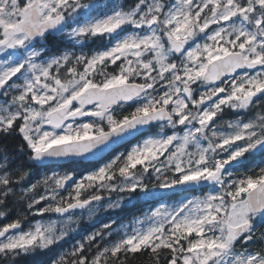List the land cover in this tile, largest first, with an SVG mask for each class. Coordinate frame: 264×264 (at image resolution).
Listing matches in <instances>:
<instances>
[{"label": "snow or ice", "instance_id": "snow-or-ice-1", "mask_svg": "<svg viewBox=\"0 0 264 264\" xmlns=\"http://www.w3.org/2000/svg\"><path fill=\"white\" fill-rule=\"evenodd\" d=\"M69 241L264 264V0H0V264Z\"/></svg>", "mask_w": 264, "mask_h": 264}, {"label": "trees", "instance_id": "trees-1", "mask_svg": "<svg viewBox=\"0 0 264 264\" xmlns=\"http://www.w3.org/2000/svg\"><path fill=\"white\" fill-rule=\"evenodd\" d=\"M118 3H123L125 5H130L134 3V0H116ZM225 118H232L233 113L230 112L229 110H225L224 116ZM22 159H26L22 157ZM60 170H64L63 168H59ZM47 169L42 168V167H36L35 171L37 172V178L39 175H41L42 172H45ZM66 248L65 244H62L61 246L55 248V250L52 253H49L47 256L44 257H36L30 260L29 264H40L41 261H45L46 264H50L51 259L56 258L57 256L60 255V253L64 252ZM130 264H151L150 258L147 254L144 255H135L134 258L130 260Z\"/></svg>", "mask_w": 264, "mask_h": 264}, {"label": "rangeland", "instance_id": "rangeland-1", "mask_svg": "<svg viewBox=\"0 0 264 264\" xmlns=\"http://www.w3.org/2000/svg\"><path fill=\"white\" fill-rule=\"evenodd\" d=\"M230 111V110H229ZM231 112V111H230ZM236 117L233 115L232 118H225V117H222L221 118V122L223 121H227V120H234ZM58 171H63V170H60V169H56ZM44 172L41 173V175L43 174ZM196 195H199L200 193L197 192L195 193ZM113 198L116 197V194L113 193L112 194ZM100 227V224L99 223H96L95 222V219H93L92 221H88V220H84L81 224V229H82V235H87L89 233H91L92 231L95 230V228H99ZM77 239L81 238L80 236H77L76 237ZM73 241H69L68 243H66V248L65 250H69L71 248V245H72Z\"/></svg>", "mask_w": 264, "mask_h": 264}]
</instances>
